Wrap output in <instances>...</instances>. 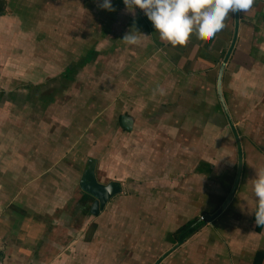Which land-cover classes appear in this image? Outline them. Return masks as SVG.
<instances>
[{
  "label": "crops",
  "instance_id": "0c3cea01",
  "mask_svg": "<svg viewBox=\"0 0 264 264\" xmlns=\"http://www.w3.org/2000/svg\"><path fill=\"white\" fill-rule=\"evenodd\" d=\"M101 2L0 0L3 264H155L178 242L177 222L190 209L192 198L202 196L183 188V210L177 206L176 165L185 166L191 147L185 140L193 121L203 120L207 129L209 109L211 115L226 118L217 83L232 43L235 12L211 41L193 35L187 45L173 47L160 40L139 8L133 14L123 0H111L115 11H108L99 7ZM85 15L83 24L80 18ZM12 22L31 29L4 35ZM69 25L72 30L84 25L93 31L100 26V33L94 32L97 37L90 39L93 45L80 61L58 70L57 64H47L44 49L33 51L28 43L53 41L48 51L57 56L62 50L57 43L65 40L63 27ZM130 32L138 35L139 44L122 40ZM101 53L103 58H119L120 68L114 71L119 76L112 84L118 92L115 102L92 96L83 107L87 114H74L65 124L63 105L69 99L64 94L79 84L82 69H97L95 59ZM221 87L236 129L240 123L264 122V0L239 12L238 36L224 65ZM112 111L117 113L115 123L106 124ZM124 117L132 119L131 129L125 127ZM97 129L104 132L101 149L90 138ZM241 145L238 189L215 219L225 218L218 224L222 240L214 236L211 222L183 239L159 264H257L256 253L264 249V226L257 231L253 220L258 200L252 180L264 168V145ZM177 153L183 154L178 163ZM90 159L95 160L101 183L115 181L122 187L98 215L91 213L94 198L80 187ZM213 165L202 161L199 174L212 173ZM231 179L223 183L227 190ZM79 219L85 220L81 229L74 226ZM92 223L99 226L87 238L84 232Z\"/></svg>",
  "mask_w": 264,
  "mask_h": 264
},
{
  "label": "rangeland",
  "instance_id": "374dc122",
  "mask_svg": "<svg viewBox=\"0 0 264 264\" xmlns=\"http://www.w3.org/2000/svg\"><path fill=\"white\" fill-rule=\"evenodd\" d=\"M0 14H2V12ZM81 20H83V22ZM67 21H70V19ZM80 21L81 23L85 24V22L87 21V15L81 17ZM27 25H29V23H27ZM22 27L31 29V26H19L16 23L12 22L7 25V30L5 31L4 35H7V33H10L11 31L13 32L20 30L19 28L22 29ZM63 29V37L65 40L62 43H57V46H59V48H62L61 52H58L57 56L48 51L52 45L56 44L53 41H29L28 43L33 47V51H35V48H41L42 50L44 49L43 53L46 54L44 59L47 60V64L52 65L53 67L55 66V64H57L56 69L58 70L60 69V65H63V67L65 68L68 64H73L80 61L81 57L86 53L85 51L89 48V46L93 45L90 39L93 37H97L95 35L100 33V26L96 27L94 29L95 31H93V27H87L84 25H81V27H75L76 30H72V25L64 26ZM89 31H92V34L89 35ZM94 32L95 35H93ZM53 47V50H55V46ZM77 53L81 55L79 58L76 55ZM61 54L62 56H60ZM95 60L99 61L97 64V69L91 68L85 69V71H83L84 69H82L81 75L79 74V79L81 80L79 81V84L76 86V88H72L73 90H70L69 92L64 94V97L66 99H69V101H66L63 105L65 124H69V122L71 121V116L74 114H81L80 116L87 114L88 111L83 110V107H86L85 105L87 104L88 99L92 98V96H95L96 98L98 97L102 101H110L108 104L114 103L116 100L118 92L112 88V84L117 81L116 79H113V77L119 76L118 72L114 73V71H118L120 68L119 58H103V54L101 53L99 58L97 57ZM100 85L102 86L99 87ZM103 88H105V90ZM94 92L98 94L93 95ZM110 109L114 110V105H111ZM208 112L209 123H207V129L205 128L203 120L193 121L191 123V128L188 130L191 132V136L190 138H186L185 140L186 146H191L190 149H188L190 153H187L186 155L184 167L182 166L183 163L176 165L177 172L175 192L177 206L178 204H180V209L183 210L184 197L181 196L183 194V188H185L184 191L186 190L187 192H191V195L202 194V196L198 195V197L192 198L193 200L190 209L187 210L184 215L178 219L179 222H177V226H182L183 224L191 220L199 219V221H202L201 217L204 216L205 211L214 210L216 204H221V199L223 197H227L232 188L234 180H232L231 178L235 177L237 171V144L234 135L228 125V121L226 120L225 116L219 113L212 112L211 115L210 109L208 110ZM113 113L114 111L106 116V124L111 123V120L114 119V117L117 115L116 113L114 116ZM114 123L115 120H112V124ZM257 128H259L261 131L259 129L258 131ZM237 130L242 144L255 141V143H257L258 145H264V122H246V124L240 123V125L237 127ZM102 131L103 130L97 129L95 131H91L90 133V138L94 139L96 142V145H94L95 148H102L103 144L99 143L103 139L104 132L102 133ZM256 131H258L259 137L254 136V133ZM190 132H187V134ZM198 134H201L199 138L196 137ZM182 157L183 154H176L177 163L181 161ZM247 157H250L249 153L247 154ZM205 159L214 164L213 172L209 173L208 175H201L199 174V169L201 168V170H203L202 161H206ZM189 166L191 167V171L189 169ZM228 179H231V185L227 190L223 183ZM183 183L184 185H182ZM223 219L225 218L223 217L212 222V227L214 228L213 232L215 233L214 236L217 235V239L219 240H222V237L224 236L223 231L218 225L219 223L221 224V222H223ZM84 222L85 220L79 219L74 224V226H79V229H81V225H85ZM203 223H205V220ZM207 224L209 225V223H205L202 225V227L207 226ZM98 226V224H90L88 230L84 232V235H86L87 238L93 236L94 230ZM174 235L175 237H178L179 234H176L175 232Z\"/></svg>",
  "mask_w": 264,
  "mask_h": 264
},
{
  "label": "clouds",
  "instance_id": "9594fccd",
  "mask_svg": "<svg viewBox=\"0 0 264 264\" xmlns=\"http://www.w3.org/2000/svg\"><path fill=\"white\" fill-rule=\"evenodd\" d=\"M126 9L133 14L139 8L151 21L161 41L171 46H185L190 38L211 41L226 25L230 12L249 11L255 0H123ZM99 7L115 11L111 0H102ZM130 45L139 44L137 34L130 32L122 39ZM258 200L255 222L264 226V168L256 172L252 180Z\"/></svg>",
  "mask_w": 264,
  "mask_h": 264
},
{
  "label": "water",
  "instance_id": "95a60500",
  "mask_svg": "<svg viewBox=\"0 0 264 264\" xmlns=\"http://www.w3.org/2000/svg\"><path fill=\"white\" fill-rule=\"evenodd\" d=\"M238 31H239V12H235V28H234V35L232 39V43L230 46V49L224 59V63L222 65V68L219 73V78H218V94H219V99L223 108V111L226 115L228 125L234 135L236 144H237V149H238V166H237V172H236V177L234 180V183L232 185V188L226 197L225 201L223 204L212 214H207L204 216L205 218V223H211L213 222L229 205L231 202L232 198L234 197L240 180H241V175H242V167H243V154H242V145H241V140L238 134V131L235 127V124L232 120V117L230 115V112L228 110V107L225 103V99L222 93V87H221V79H222V74H223V69L225 63L228 61V58L235 46L237 36H238ZM124 125L126 128L131 129L132 127V119L130 117H124ZM80 187L83 191L88 193L94 198V203L91 207V213L94 215H98L101 210L105 208V205L107 202L116 194L120 193L122 191L121 184L119 182L111 181L107 184L101 183L96 176V171H95V160L90 159L88 162V167L83 174V177L81 178L80 181ZM183 243V239L179 237L178 242L170 248L167 252H165L159 259L155 262V264H159L168 254H170L172 251H174L177 247H179Z\"/></svg>",
  "mask_w": 264,
  "mask_h": 264
},
{
  "label": "trees",
  "instance_id": "16d2710c",
  "mask_svg": "<svg viewBox=\"0 0 264 264\" xmlns=\"http://www.w3.org/2000/svg\"><path fill=\"white\" fill-rule=\"evenodd\" d=\"M82 210H83V207H81L80 212ZM256 210H257V207L255 209V212H256ZM255 212H254V215H253V220L254 221H255ZM203 222H204V220L199 221V219L191 220V221L187 222L186 224L182 225L176 231V234H179L178 237H181L182 239H185L188 236L192 235L194 232L198 231L202 227ZM262 227L263 226H258L256 224V230L257 231H261ZM256 260H257V264H264V249L256 253Z\"/></svg>",
  "mask_w": 264,
  "mask_h": 264
},
{
  "label": "built area",
  "instance_id": "2783aa9c",
  "mask_svg": "<svg viewBox=\"0 0 264 264\" xmlns=\"http://www.w3.org/2000/svg\"><path fill=\"white\" fill-rule=\"evenodd\" d=\"M201 220H205L204 216L201 217ZM0 264H3V263L0 262Z\"/></svg>",
  "mask_w": 264,
  "mask_h": 264
}]
</instances>
